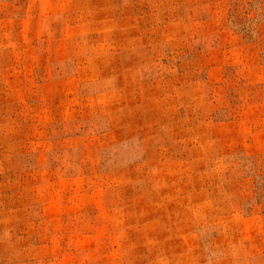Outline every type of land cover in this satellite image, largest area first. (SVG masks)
<instances>
[{"label": "rangeland", "instance_id": "rangeland-1", "mask_svg": "<svg viewBox=\"0 0 264 264\" xmlns=\"http://www.w3.org/2000/svg\"><path fill=\"white\" fill-rule=\"evenodd\" d=\"M0 264H264V0H0Z\"/></svg>", "mask_w": 264, "mask_h": 264}]
</instances>
